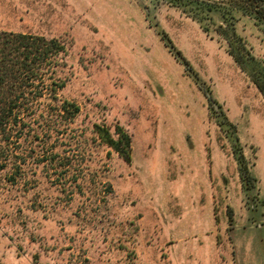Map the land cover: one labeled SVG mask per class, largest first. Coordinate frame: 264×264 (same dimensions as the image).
<instances>
[{
	"label": "rangeland",
	"instance_id": "374dc122",
	"mask_svg": "<svg viewBox=\"0 0 264 264\" xmlns=\"http://www.w3.org/2000/svg\"><path fill=\"white\" fill-rule=\"evenodd\" d=\"M69 44L0 147V264H264V28L218 0H0ZM131 137L130 159L102 142ZM3 132L0 136H4ZM120 138V147L124 142Z\"/></svg>",
	"mask_w": 264,
	"mask_h": 264
},
{
	"label": "trees",
	"instance_id": "16d2710c",
	"mask_svg": "<svg viewBox=\"0 0 264 264\" xmlns=\"http://www.w3.org/2000/svg\"><path fill=\"white\" fill-rule=\"evenodd\" d=\"M239 5L251 14L264 28V0H218ZM69 44L59 36H47L0 30V147L12 143L13 131L19 125L18 116L35 114L39 100L43 97L57 102L58 107L66 109L73 106L76 114L80 106L69 103L60 97V91L66 85V57ZM236 60L244 67L264 93V75L255 70L252 56L234 53ZM95 132L108 146L114 148L127 160L130 159L131 137L119 130L120 137L115 139L110 131L97 123L92 125ZM120 138L124 149L120 147ZM125 158V157H124ZM0 165V169H1Z\"/></svg>",
	"mask_w": 264,
	"mask_h": 264
}]
</instances>
